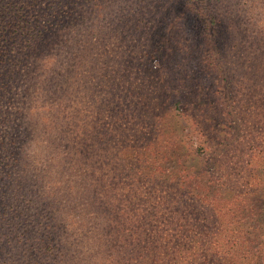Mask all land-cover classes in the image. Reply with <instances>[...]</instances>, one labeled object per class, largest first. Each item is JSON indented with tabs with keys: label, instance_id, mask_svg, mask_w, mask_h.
<instances>
[{
	"label": "rangeland",
	"instance_id": "rangeland-1",
	"mask_svg": "<svg viewBox=\"0 0 264 264\" xmlns=\"http://www.w3.org/2000/svg\"><path fill=\"white\" fill-rule=\"evenodd\" d=\"M232 1L226 17L237 20L216 35L220 44L186 45L175 18L154 49L144 35L102 27L113 21L103 16L88 21L100 26L83 63L72 58L58 70L66 74L62 88L51 71L35 110L66 109V127L54 138L71 139L61 150L75 167L50 157L38 137L19 184L30 188L33 211L49 210L44 220L66 224L63 248L53 250L54 260L43 255L49 264H110L104 252L152 264L150 243L160 246L168 232L187 247L194 234L184 223L171 230L170 220L220 222L226 250L241 254L226 264H264V0ZM68 233L73 242H64Z\"/></svg>",
	"mask_w": 264,
	"mask_h": 264
},
{
	"label": "trees",
	"instance_id": "trees-1",
	"mask_svg": "<svg viewBox=\"0 0 264 264\" xmlns=\"http://www.w3.org/2000/svg\"><path fill=\"white\" fill-rule=\"evenodd\" d=\"M136 1L138 0H0V264H49L51 259L46 260L43 255L49 254L54 260L58 253L53 254V250L60 251L63 248L59 244L62 240L59 233L66 228L65 222H55L52 215L51 220H44L49 210L33 211V206L37 207V203L30 197V188L19 184L29 177L28 172L24 174L23 169L32 168L30 161H35L33 151L40 147L37 144H41L38 137L42 139V143L47 139L49 144L42 146L47 153L51 152L50 157H58L60 164L69 165L70 169L75 167L71 152L64 153L61 150L70 145L71 139L54 138V130L63 131L66 127L63 118L66 109L61 104L53 109L43 107L44 111L41 112L43 111L44 117L42 115V121L40 118L37 121V113L41 112L35 110V105L46 94L51 71L56 73L55 76L58 74V81L53 80L57 84L61 81L62 88L67 80L66 74L65 70L60 74L58 70L72 58L83 63V54L92 45L90 35L100 26H88V21L96 24L105 16L103 19L113 21H107L106 26L101 24L102 27L114 28L124 37L137 33L144 35L143 40H149L154 49H157L159 43L156 36L165 34L169 24L176 18L178 39L186 45H198L201 49L209 44H217L219 36L216 35L230 26L231 20H237H228L226 17L229 12L226 4L237 6L232 0ZM147 2L153 4L143 7ZM154 5L157 8L152 10ZM130 15L132 17L129 18ZM133 19H136L134 25ZM150 19L156 20L153 22ZM146 45V41H142L140 45L143 55L150 54L146 53L149 49ZM162 51L164 57H170L166 49L163 48ZM142 54L135 59H142ZM151 72L154 73L153 70ZM70 90L71 88L65 94H69ZM69 104L72 102L65 103L67 107ZM5 106L12 108L6 109ZM49 137L54 140L50 141ZM23 157H27L25 163ZM25 203L32 207H24ZM165 223L171 230L176 229V232L182 226L181 223H184L188 227L186 230L194 234L187 236V239L190 238L187 247L174 243L172 237L167 235L168 232L160 236V246L156 242L150 243L151 254H148L153 257L152 264H216L217 261L218 264H226L233 261V256L237 259V255L241 256L226 250L228 246L221 239L223 233H220V222L170 220ZM251 235L256 236L253 232ZM69 239V233L64 235V242ZM236 240L237 237L230 238L232 247ZM142 241L139 240L140 245ZM70 242L73 241L70 239ZM78 255L74 253L71 257L74 259ZM104 258L110 264H134L132 256L115 258L109 252H104Z\"/></svg>",
	"mask_w": 264,
	"mask_h": 264
}]
</instances>
